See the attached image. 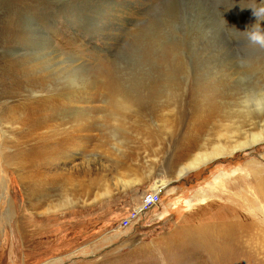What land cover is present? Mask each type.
Segmentation results:
<instances>
[{
  "label": "rangeland",
  "instance_id": "374dc122",
  "mask_svg": "<svg viewBox=\"0 0 264 264\" xmlns=\"http://www.w3.org/2000/svg\"><path fill=\"white\" fill-rule=\"evenodd\" d=\"M23 3L0 0V29L7 9ZM30 7L31 15L20 11V34L11 32L19 42L0 45V65L48 55L65 68L66 112L49 125L76 137L47 156L52 166L34 172L30 192L3 164L12 149L2 146L15 137L0 123V264H211L190 236H175L184 226L223 222L219 211L230 221L240 201L254 198L250 170L264 171V141L232 149L264 133V101L256 105L264 47L249 39L264 34V0H33ZM58 11L78 14V22L59 16L27 34L26 16ZM159 189L162 222L121 229L141 196ZM248 245L224 259L264 264V252ZM252 250L261 253L252 258Z\"/></svg>",
  "mask_w": 264,
  "mask_h": 264
},
{
  "label": "bare ground",
  "instance_id": "6f19581e",
  "mask_svg": "<svg viewBox=\"0 0 264 264\" xmlns=\"http://www.w3.org/2000/svg\"><path fill=\"white\" fill-rule=\"evenodd\" d=\"M25 1L26 3H23L20 8H16V6L13 9L9 8L10 10L7 9L2 15L3 18L10 20L0 29V45L5 48L10 47L14 42H19L18 40H20L21 35H16V37L11 36V32L20 34L16 24L23 18L22 15L24 16L25 14L20 13V11L28 12L30 13L29 15H31V11L33 13V10H30L33 0H24V2ZM34 13L36 12L34 11ZM41 13L44 14L43 12ZM59 16L63 17L65 22L69 25L78 22L79 19L78 14L76 13H61L59 11L57 14L45 17L44 19L36 18L37 16L35 18L26 16L28 17L25 21L27 34H33L37 22L44 21L43 25L50 26L54 21L59 20ZM53 29L54 28L50 31L54 32L55 30ZM30 30L33 31L30 33ZM43 32H41L42 36L44 38L47 37ZM52 36H54V33H52ZM49 41L50 40H48V42ZM51 45L52 44H50V46ZM47 49L49 48L46 43L43 49L44 52H46ZM57 57L59 59V53L57 54ZM29 59H31V57L18 58L9 61L5 60L0 65V123H6L9 126V130H11L10 132H12L15 137V140L13 137L9 139L8 145L2 146V150H5L7 147L12 149V154H2L3 164L12 167L13 171L18 173L17 178L19 180L18 182H20L19 184L31 192L35 190L34 182L38 181V178H35L34 172L37 173L40 168L51 167L52 162L46 160L47 156H53L57 152L64 150L67 147L66 140L69 138L73 139L76 136L74 134L71 135L72 133L67 136L64 135L66 132L61 123L57 124V130H54L52 125H49L50 121L53 120L56 115L61 116L66 112V109L64 108L67 106V103L63 101L62 98V95L65 92L63 91L62 86L66 69L62 67L55 68V64H52V60L48 58V55H44L43 59L35 64L32 61V63H29ZM60 62L62 61L60 60ZM55 78L58 81V86L55 89L56 92L51 95L50 93L52 91L49 87L51 86V83L55 81ZM145 95L147 96L149 94ZM30 96H35L37 98H31ZM139 98L140 96L136 97L135 100L138 101ZM9 100L10 102H8ZM11 100H14V102ZM262 101H264V96L261 95L259 99L256 100V105L262 104ZM74 110L75 109H73V111ZM57 119L60 120V118ZM61 122H64V120ZM13 125H17L18 128L12 129ZM52 138H55L53 144L49 143ZM261 141H264L263 131L252 134L248 142L239 144L234 147L232 151L239 148L254 146ZM206 160V158L204 160H193L189 162L186 167L182 168L178 174L182 175L183 173L194 169L197 165L204 164ZM253 165L255 166V164ZM249 167L251 168L252 166ZM255 171L253 168L250 170V176L252 177L251 196L254 198H251L250 200L243 199V201H240L238 208L233 210L230 221L226 220V214L224 212L219 211L217 216L222 217L224 219L223 222H213V224H211V222L203 223L200 225L201 227L196 228L184 226L185 228H181L180 231L176 232L177 236L175 237L181 235L183 238L189 240L190 236L191 241L198 244L199 248L206 250L210 254L207 257V261L211 262V264H228L224 258L236 249L247 248L249 246L248 241L251 242L252 249H257L258 247L264 252V231L262 232L258 230V228L264 227L257 221L260 219L264 222V171L260 168L258 170L255 168ZM47 182H49V179H47ZM162 185L164 186V184ZM1 186L2 179L0 177V187ZM243 192L244 190L242 193ZM29 195H31V193ZM259 202L261 206H259ZM33 207L37 209L38 205H33ZM220 213L222 215H219ZM230 232H232V234ZM238 236H240L241 240L239 238L236 239ZM233 237H235V242H233ZM222 241L228 242L229 245L224 246L221 244ZM261 251L252 250V258H255L254 256H257V253H261ZM235 262H237V260Z\"/></svg>",
  "mask_w": 264,
  "mask_h": 264
},
{
  "label": "built area",
  "instance_id": "2783aa9c",
  "mask_svg": "<svg viewBox=\"0 0 264 264\" xmlns=\"http://www.w3.org/2000/svg\"><path fill=\"white\" fill-rule=\"evenodd\" d=\"M161 190L143 194L139 203L132 207L120 221L121 229L135 228L141 225L157 226L163 220L160 208Z\"/></svg>",
  "mask_w": 264,
  "mask_h": 264
},
{
  "label": "clouds",
  "instance_id": "9594fccd",
  "mask_svg": "<svg viewBox=\"0 0 264 264\" xmlns=\"http://www.w3.org/2000/svg\"><path fill=\"white\" fill-rule=\"evenodd\" d=\"M264 11V10H261ZM253 15L258 19L259 18V13L253 11ZM250 41L256 44H259L261 47H264V34H261L259 32H253L250 37Z\"/></svg>",
  "mask_w": 264,
  "mask_h": 264
},
{
  "label": "crops",
  "instance_id": "0c3cea01",
  "mask_svg": "<svg viewBox=\"0 0 264 264\" xmlns=\"http://www.w3.org/2000/svg\"><path fill=\"white\" fill-rule=\"evenodd\" d=\"M163 207V206H162Z\"/></svg>",
  "mask_w": 264,
  "mask_h": 264
}]
</instances>
